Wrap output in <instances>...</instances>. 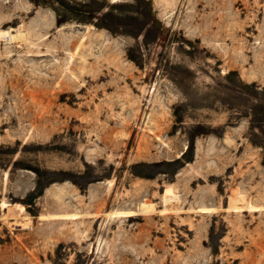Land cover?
Returning a JSON list of instances; mask_svg holds the SVG:
<instances>
[{"label": "rangeland", "instance_id": "1", "mask_svg": "<svg viewBox=\"0 0 264 264\" xmlns=\"http://www.w3.org/2000/svg\"><path fill=\"white\" fill-rule=\"evenodd\" d=\"M0 30V264H264V0H0Z\"/></svg>", "mask_w": 264, "mask_h": 264}, {"label": "bare ground", "instance_id": "2", "mask_svg": "<svg viewBox=\"0 0 264 264\" xmlns=\"http://www.w3.org/2000/svg\"><path fill=\"white\" fill-rule=\"evenodd\" d=\"M117 1V0H116ZM15 34V33H14ZM7 39L8 44L15 41V43H19V44H24L25 40H26V33L23 32H19L15 35H12L11 33H9L8 31H1L0 30V39ZM14 43V42H13ZM10 45V44H9ZM18 46V45H17ZM71 57H74V53H72ZM111 183V182H110ZM178 195L176 193L173 192V195L171 197L166 198V201H172V200H177ZM176 202V201H175ZM254 208V207H253ZM21 211V210H20ZM19 211V212H20ZM118 213L112 212L111 214H109V218L112 219L114 217H116Z\"/></svg>", "mask_w": 264, "mask_h": 264}]
</instances>
